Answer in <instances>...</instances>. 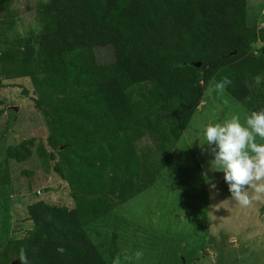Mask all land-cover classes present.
<instances>
[{
	"label": "trees",
	"instance_id": "obj_1",
	"mask_svg": "<svg viewBox=\"0 0 264 264\" xmlns=\"http://www.w3.org/2000/svg\"><path fill=\"white\" fill-rule=\"evenodd\" d=\"M248 8L247 0H48L36 11L38 33H14L10 23L0 31V88L30 80L48 131L45 144L8 147L0 184H10L8 162L36 158L75 202L31 203L33 232L0 244V264H20L21 250L28 264H109L87 228L153 187L207 88L223 82L248 113L264 108V82L255 86L264 27L249 25ZM0 9L15 14L4 1ZM105 47L115 60L100 64Z\"/></svg>",
	"mask_w": 264,
	"mask_h": 264
},
{
	"label": "rangeland",
	"instance_id": "obj_2",
	"mask_svg": "<svg viewBox=\"0 0 264 264\" xmlns=\"http://www.w3.org/2000/svg\"><path fill=\"white\" fill-rule=\"evenodd\" d=\"M0 31L12 24L20 35L38 33L37 8L48 0H0ZM248 22L264 27V0H247ZM10 27V26H9ZM262 46L255 45L256 49ZM100 64L115 60L111 47L98 48ZM264 78L255 81L261 89ZM0 88V162L10 145L34 140L46 143L48 131L32 102L34 88L28 79L3 80ZM212 83L193 115L181 141L167 159L156 183L87 228L109 264L113 258L143 252L140 264H264V196L248 206L230 200L222 172H213L208 151L194 141L207 123H222L232 115L243 122L246 109L225 90L217 94ZM21 86L29 91L23 96ZM52 163V162H50ZM9 185L0 184V244L28 237L34 230L27 208L37 201L74 208L64 180L41 168L38 159L8 162ZM27 171V172H25ZM33 171V174L29 172ZM28 173V174H25ZM208 181L216 185L209 187ZM250 198L253 196L249 190Z\"/></svg>",
	"mask_w": 264,
	"mask_h": 264
},
{
	"label": "clouds",
	"instance_id": "obj_3",
	"mask_svg": "<svg viewBox=\"0 0 264 264\" xmlns=\"http://www.w3.org/2000/svg\"><path fill=\"white\" fill-rule=\"evenodd\" d=\"M225 83L214 85L217 94L224 91ZM211 155L209 161L213 172H222L230 200L241 206H248L251 199L264 196V108L248 113L243 122L239 115H232L222 123H207L194 141ZM209 187L216 185L208 181ZM249 190L253 196L250 198ZM143 252L137 250L131 257L113 258L112 264H140ZM20 264H28L23 250Z\"/></svg>",
	"mask_w": 264,
	"mask_h": 264
},
{
	"label": "water",
	"instance_id": "obj_4",
	"mask_svg": "<svg viewBox=\"0 0 264 264\" xmlns=\"http://www.w3.org/2000/svg\"><path fill=\"white\" fill-rule=\"evenodd\" d=\"M198 67L200 66V64L197 65Z\"/></svg>",
	"mask_w": 264,
	"mask_h": 264
}]
</instances>
